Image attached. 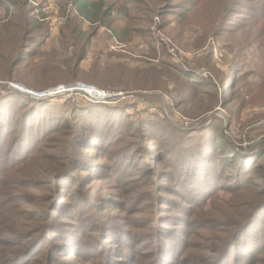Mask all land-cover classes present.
Listing matches in <instances>:
<instances>
[{
    "label": "rangeland",
    "instance_id": "obj_1",
    "mask_svg": "<svg viewBox=\"0 0 264 264\" xmlns=\"http://www.w3.org/2000/svg\"><path fill=\"white\" fill-rule=\"evenodd\" d=\"M60 1L31 2L38 12L45 14L48 29L45 39L36 41L38 46L18 66L14 62L23 42L13 34L19 29L0 10V93L7 88L30 98L27 114L35 113L32 115L37 125L43 124L49 130L56 122L62 126L51 136L60 138V145L49 142L45 147L41 142L45 134L29 135L32 163L13 175L16 178L9 177L6 188L20 191V197L26 199L22 201L24 206L33 203L44 210H55V219L64 225L68 222L64 217L77 218L74 224L80 230L74 231L73 225L65 227L63 242L67 246L77 245L78 253L91 258L89 264H131L129 257L135 258L136 264H155L159 250L168 257V249L177 247L184 238L188 223H198L195 221L198 209L194 214L182 210L186 215L177 211L176 217L167 214L166 207L156 199L168 165L176 171L175 162L171 161L177 156V151L171 150L173 142L180 144L179 150L185 151L187 147L189 159L196 144L190 140L199 137L205 122L220 128V135L232 141L245 156L257 152L264 144V34H253L258 17L264 16V0H243L232 7L228 6L229 0H175L161 15L147 13L153 24L144 27L149 30L142 31L145 35L131 31L138 24L133 16L144 13L126 10L130 17L113 15L114 27L127 28L120 31L121 35L130 31L122 43L106 28L91 24L90 30V24L85 23L82 30L86 31L87 50L83 61L79 60L82 44H73L76 35L71 31L76 27L75 20L68 22L71 17L62 16ZM253 10L257 16L250 15ZM186 11L188 15L183 16ZM200 80L204 82L197 83ZM211 82L216 87H211ZM88 89L110 94L112 98L93 97L84 92ZM188 96L193 100L185 101ZM21 100L18 97L16 102L21 104ZM97 105L111 110H91L95 127L86 136L78 132L80 138L89 141L82 147L75 143L76 154H71L74 166L68 177L56 180L71 164L64 157V148L67 129L82 124L79 120L82 116L76 117L75 112L82 114L78 108ZM160 127L168 130L144 136L149 135L146 130ZM139 128L142 129L138 131ZM158 153L169 155L170 162L164 157L168 165L160 164L155 157ZM48 159L52 161L47 163ZM263 163L264 160L260 166ZM196 172L193 167L191 176L179 181L189 194L187 199L182 197L189 203L187 206L199 201L194 200L197 193L191 189L200 184ZM209 173L210 168L203 174L204 179L221 190L207 208L208 215L229 212L230 200L235 208L243 203L242 198H236L218 184L224 182L228 186L225 175L209 178ZM261 173L259 167L255 177L240 176L236 182L246 185L262 179ZM47 184L50 190L44 187ZM175 189L169 190L174 199ZM67 195L71 196L70 203L78 198L79 201L70 207L69 199L65 200ZM82 212L86 214L83 218ZM185 218L188 223L180 225ZM193 231L198 236L192 245H200L205 233L196 228ZM84 232H88L86 239L82 237ZM58 233L62 235L63 231L59 229ZM169 236L173 238L167 239ZM51 238L55 240L57 235H48ZM47 242L42 240L35 251ZM97 246H101V256L94 258L92 254L97 252L93 249ZM70 252L75 253L69 250L62 255Z\"/></svg>",
    "mask_w": 264,
    "mask_h": 264
},
{
    "label": "trees",
    "instance_id": "obj_2",
    "mask_svg": "<svg viewBox=\"0 0 264 264\" xmlns=\"http://www.w3.org/2000/svg\"><path fill=\"white\" fill-rule=\"evenodd\" d=\"M32 1L0 0V10L5 12L6 19L19 29L13 35L23 42L18 50L17 59L14 62L15 66L29 58L32 51H34L33 47L38 46L36 41L39 39L44 40L48 29L45 14L38 12L31 4ZM242 2L243 0H229L228 6L232 7ZM171 3H175V0H111L109 3L105 0H61L58 5L63 17H71L68 22L75 20L76 27L71 31L76 35V41L73 44H82L79 60L83 61L87 50L85 49L86 40L84 38L86 31L82 30L85 23L90 24V30H92L94 24H98L99 28H106L117 42L122 43L123 37L127 36L130 31L121 35L120 31H125L127 28L114 27L116 21L114 14H125L130 17V14L125 13L126 10L136 11L140 14L143 12L144 15L133 16L138 24L131 27V31L135 34L145 35L146 33H142V31L148 32L149 30H145L144 27L153 24L147 13L161 15L160 12L162 10L167 12ZM133 5L138 6L135 8ZM166 15L168 14L163 16ZM185 15H188V11L183 14V16ZM250 15L257 16V13L253 10ZM68 29H71V27L68 26ZM257 32L264 34V16L258 17V23L253 34ZM63 34L67 35V33ZM18 79L19 77H17ZM201 82H204V80L197 83L201 84ZM210 85L216 87L212 82ZM4 91L0 93V246L2 247L0 249V264H89L91 258L82 256L83 253H78L77 245L67 246L63 242L67 233L65 227L73 225L74 231L80 230L79 225L74 224L77 218L69 220L68 217H64L65 221H68L64 225V223L55 219V210H44L42 206H36L33 203L24 206L25 203L22 201L26 199L20 197V191L14 188L11 191L6 188L9 177L18 174L22 168L32 163L33 147H29V135L38 134L41 136L45 134L46 138L41 141L43 142L42 146L45 147L49 142H56L60 145L61 139L52 138L51 136L61 130L62 126H59L56 122L52 126V130H49L46 126L45 129L43 124L37 125L36 119H34L35 113H32L34 116L31 113L27 114L28 109H30L27 104L31 99L17 92L9 91L7 88ZM18 97H22L21 104L16 102ZM184 100L193 99L188 96ZM224 101H227V99H224ZM101 108L111 110L105 105H97L95 107L78 108L82 110V114H80V111L75 112L76 117L82 116V120L79 119L82 124H75L72 129H67L69 134L64 148L65 159L69 158L71 161V154H76L75 143L82 147L83 143L89 141L80 138L78 132H84L85 136L91 132L90 130L95 127V118H93V111L91 110ZM71 115L74 116V112ZM203 127V131L198 132L199 137L190 140V143L195 140L196 144L190 150L189 159L186 153L187 147H185V151L179 150L178 145L180 144L173 142L171 150L177 151V156L176 159H171V161L175 162L176 171L166 163V159L167 162H170L169 155L160 156V153H158L155 156L159 159L160 164L168 165L167 172L163 174L166 175V178L160 180L159 184L162 188L156 195V199L161 206L166 207L164 208L165 212L175 214L178 217L179 212L177 211L182 212V210H185L186 213L192 211V214H194L198 209L195 216V221H198V223H188V219L185 218L180 223V225L188 223L184 229V238L181 239L177 247L172 249L167 247L170 254L166 258L165 252L159 250L158 260L155 264H264V177L262 179L256 178V181L253 180L246 185H238L236 182L240 176L242 179H245L243 176H246V178L255 177L254 174L257 173L259 167L262 169L261 174L264 175V166H260L264 160V144L258 147L257 152L245 156L234 146L232 141L220 135V128L211 123L205 124V122ZM164 128L148 129L146 131L149 135L144 134V136H154V133L158 130L161 132L168 130ZM141 129L139 128L138 131ZM161 148L164 149V147ZM51 161V159H48L47 163ZM73 166L74 164L71 161L66 172L57 176L56 180L68 177L69 169ZM207 166L210 168L209 178H217L221 173L225 175V182L228 186H224V182L218 184L222 185V189L229 191L236 198H242L243 203L241 205L235 208V203L230 200L227 209L229 212L208 215L209 209L207 208L214 199L218 198V192L221 188L213 186L212 182L204 179L203 174L209 169ZM193 167H196V176L199 178L200 184L191 186V189L197 193L194 200L199 199V201L187 206L189 203L182 197L187 199L189 194L180 187L179 181H185L184 176H191ZM183 168L184 170H182ZM35 170H40V167L37 166ZM232 176L234 181H231ZM258 176L260 175L258 174ZM14 178L16 176L12 177V179ZM3 185L5 187L1 188ZM44 187L50 190L49 184ZM173 187H176L174 190L177 193L175 199L172 198L173 195H169V190ZM248 194L250 200L246 201ZM70 197L67 195L65 200L69 199L68 204L73 207L79 201V198L70 203ZM209 201H211L210 204ZM170 204L172 205L169 209L167 206ZM172 206L173 208L178 206V208L173 210ZM248 206L250 208L245 211L244 208ZM233 208L235 209L231 211ZM84 212L81 214L82 218L86 215V212ZM185 212L182 213L186 215ZM201 213L204 214V217H200ZM206 215L208 219H206ZM62 226L63 229H61ZM193 228L205 233L202 235L203 242L200 245H192L193 239L198 236ZM59 229L63 231L62 235L58 233ZM76 233L79 240L78 232ZM50 234H56L57 238L55 240L53 238L48 239ZM87 235L88 232H84L82 237L86 239ZM166 238L172 239L173 236ZM44 239H47L48 242L38 251H35ZM100 247L97 246L93 249L97 254H92V257L101 256L102 250ZM69 250L75 251V253L70 252L68 255H62V253ZM119 254L124 255V252L119 251ZM129 258L131 264H136L135 258Z\"/></svg>",
    "mask_w": 264,
    "mask_h": 264
},
{
    "label": "built area",
    "instance_id": "obj_3",
    "mask_svg": "<svg viewBox=\"0 0 264 264\" xmlns=\"http://www.w3.org/2000/svg\"><path fill=\"white\" fill-rule=\"evenodd\" d=\"M89 90V89H88ZM92 91H94V92H96V94L98 95V96H96V95H92L93 97H100V98H102V100L104 99V100H106V99H110V98H112V96L110 95V94H102V93H99L98 91H95V90H92ZM89 94V93H88ZM91 95V94H90ZM106 98V99H105Z\"/></svg>",
    "mask_w": 264,
    "mask_h": 264
},
{
    "label": "bare ground",
    "instance_id": "obj_4",
    "mask_svg": "<svg viewBox=\"0 0 264 264\" xmlns=\"http://www.w3.org/2000/svg\"><path fill=\"white\" fill-rule=\"evenodd\" d=\"M81 88V87H80ZM84 88V87H83ZM79 90V89H78ZM85 90V89H84ZM86 94H91V95H96V96H98L97 94H96V92H94V91H92V90H86V91H84Z\"/></svg>",
    "mask_w": 264,
    "mask_h": 264
},
{
    "label": "water",
    "instance_id": "obj_5",
    "mask_svg": "<svg viewBox=\"0 0 264 264\" xmlns=\"http://www.w3.org/2000/svg\"><path fill=\"white\" fill-rule=\"evenodd\" d=\"M12 88H14V87H12Z\"/></svg>",
    "mask_w": 264,
    "mask_h": 264
}]
</instances>
